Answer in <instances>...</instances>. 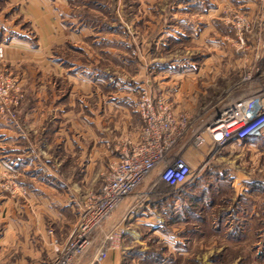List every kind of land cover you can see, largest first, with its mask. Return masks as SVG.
Segmentation results:
<instances>
[{
	"label": "rangeland",
	"instance_id": "374dc122",
	"mask_svg": "<svg viewBox=\"0 0 264 264\" xmlns=\"http://www.w3.org/2000/svg\"><path fill=\"white\" fill-rule=\"evenodd\" d=\"M33 1L47 3L55 10L64 30V41L59 48L52 47L47 57L53 60L49 65L58 62L68 67L73 62L85 66L93 61L95 68L108 72L105 76H110L112 82L117 78L124 81L127 97L136 102L142 88L152 91L159 81H169L165 91L170 86L175 90L181 87L178 102L164 100L173 112L189 118L171 155L187 152L194 178L179 189L156 182V172L142 181L123 201L132 198L127 214L118 207L111 219V225L118 222L136 229L139 237L116 238L114 245L118 247L110 249L101 263L264 264V138L230 140L218 149L207 144L200 148L190 145L193 134L202 131L226 102L264 92V0H0V38L25 39L32 51L38 48L39 34V17L29 9ZM74 36L83 42L75 43ZM176 37L179 39L175 41ZM159 38L162 39L155 47ZM161 40L167 44L163 46ZM86 43L95 49L93 59L78 49L80 45L86 48ZM104 49L109 54L103 53ZM171 54L182 62L175 74L152 68L157 64L154 59L166 64L174 59ZM32 57H19L11 65L5 61L0 45V85L8 89L7 95L0 96V121L17 129H23V115L36 98L28 97V82L24 85L22 81L23 70L33 72L38 67L37 58ZM190 66L201 67L202 73L186 74L184 68ZM31 78L37 81L38 74H31ZM109 87L108 91L116 94L113 83ZM67 89L64 80V93ZM157 93L154 97L162 99ZM80 103L81 100L75 107L84 115L87 110ZM121 113L111 110L112 128L117 127L114 131L122 127L116 123ZM137 122L135 118L132 124ZM52 124L46 128L51 129ZM70 124L64 122L63 128ZM73 124L76 134L86 133L84 123ZM119 141L113 140L112 149ZM74 151L63 142L52 144L47 154L48 168L29 173L8 168L6 155L0 157V233L11 222L20 225L25 213L33 215L27 217L29 225L37 223L34 213H47L49 236L57 227L52 213H67L70 220L77 214L78 224L88 195L99 189L109 172L98 178L97 171H89L86 176L91 180L81 183L80 179L79 184H74L82 173L77 166L84 159L82 153ZM35 174L41 181L29 179ZM145 183L148 185L141 191ZM72 197L73 209L70 202L64 206ZM152 201L156 212L146 213L148 219L144 222L137 220L144 205ZM66 230L62 229V237L54 235L61 244L75 229L70 235ZM100 238L101 233L94 234L95 246L81 258L87 255L89 259V253L92 257ZM18 240L17 246L10 249L2 247L11 245H0V264L21 260L34 264L33 251L22 250V238ZM49 243L50 237V249L39 256L46 264H53L59 251Z\"/></svg>",
	"mask_w": 264,
	"mask_h": 264
},
{
	"label": "crops",
	"instance_id": "0c3cea01",
	"mask_svg": "<svg viewBox=\"0 0 264 264\" xmlns=\"http://www.w3.org/2000/svg\"><path fill=\"white\" fill-rule=\"evenodd\" d=\"M31 5L32 6L29 7V9L33 10V12L39 17V20L36 21L39 26L37 40L38 48L32 51L30 47L25 44V39H22L21 41V39L18 40L14 37L8 40L7 37L6 40L0 38V45L3 48L6 62L13 65L19 57L32 55L34 58H37L39 63L37 69L34 68L33 72L30 70L31 72L29 71L25 73L23 70L22 81L24 82V85H27L28 82L27 87L30 89V92L27 95L28 97H36L28 104V108H26L25 112L26 114L23 115V129H17L11 123L0 121V136H2L0 137V157L6 155V165L8 168L20 169L25 173L36 170L45 171L48 168L46 162L50 161L47 159V154L50 151L51 145L63 142V145L66 148L69 147L70 150H75L73 152L74 154L80 152L84 156V159L82 160L83 162L81 164L79 163L77 166V169L82 171V173L80 174L78 181L74 184H77V182L79 184L80 179L81 183L89 179L91 180L92 177L89 176L88 178L86 173H89V171L91 173L93 170L97 171L95 177L100 178L103 173L110 171L112 165L117 162L121 151L125 149L130 142H136L138 140L141 129V120L136 111V100L133 97H127L129 95L125 92L124 87H126V84H123L124 81L117 78L112 82L110 76H105L109 75L108 72L105 71V69L95 68L93 61L90 62V65L87 64L85 66H79L78 64H73V62L68 67L57 64L58 62L49 65L48 62H52L53 60L47 59V57L51 54L52 47L57 49L64 41V30L59 26V19H57L58 13L55 10L53 11L47 3L42 4L39 1H33L31 2ZM160 39L162 38L155 40V47L158 46ZM177 39H179V37H176L175 41ZM72 40L75 41V43H79V41L83 42L82 39L75 36ZM160 42L163 46L167 44L164 40H161ZM78 47L81 52L85 51L88 58H94L95 55L93 52L95 49L93 50L88 43H86V48L84 45ZM57 52L58 51L56 50L54 51L55 54ZM103 53L109 54L105 49ZM169 56L174 57V59L168 60L166 64L154 59L157 64H155V66L152 65V68H157L159 71H165L167 74H175L177 72L176 70L180 69L178 65L182 62L175 59L179 57L175 54ZM188 62L191 63V61ZM190 65L193 66L192 64ZM191 66L184 68L186 74L195 75L202 73L201 71L203 69L201 67L197 68ZM29 74L30 76L28 77ZM31 74H38V80L36 81L35 78L32 79ZM64 80L68 83V89L65 93L63 91ZM111 83H113V88L114 91H116V94H112L110 90L108 91ZM162 83L159 81L157 86L152 88L153 95L155 96L157 91V94H159L163 100L166 98L167 101L170 99L178 102L176 98H178L181 87L179 86V88L177 87L175 90L176 87L172 88V86H170V88L165 91L164 89L170 83L169 81H163ZM105 88H107V90ZM80 100L82 101L80 105H84L87 110L84 115H80L78 109L75 107L76 103ZM37 108L38 112L36 111ZM112 109L122 112L116 122L120 124V127L122 125L119 131H114L117 127L114 126V128H112L111 125ZM135 118L138 122L134 125L132 124V121H134ZM78 121L79 123L85 124H83V128L84 131L86 130V133L80 134V132H77L76 134L72 131V128L76 130L73 123H77ZM64 122H71V124L69 127L63 128ZM51 123H53L51 129H48L49 127L46 128V126ZM114 139L120 141L118 142V146L114 145L112 149L111 144ZM64 151L66 152V149H64ZM111 153H115L118 156L112 157ZM183 156L187 162H189L190 158L187 152H185ZM42 162L45 164H42ZM54 169H56V167H54ZM35 175L36 176L29 177V179L33 178L41 181L40 177H37L39 175ZM42 181H44L45 185V180ZM150 182L151 181L148 180V183ZM148 183H145L144 188H142L141 191L145 189ZM43 192L45 193V190ZM73 198L74 197L69 198L70 201L65 203L64 206H69L68 204L70 202L71 209H73L72 202H75ZM131 202L132 198L123 202V206H119L121 207L120 212L122 214H127L125 212ZM144 208L145 209L143 210L141 209L139 217H137V220H140V222H144V220L148 219V217L145 216L146 213L156 212L157 206L152 201L151 204H145ZM34 214H36L34 216L37 218V223L35 222L34 225L26 224L27 217L30 218L33 216H31V213H25L26 218L20 219V225L16 226L15 222L9 223L5 230L0 233V245H11L10 247H2L10 249L11 247L17 246L15 244L20 241L18 238H22L21 248L24 251L26 249L28 252L33 251V257L36 258L34 264H46L47 261L42 260V257L39 255L42 252L46 253L47 249H50L48 246V239L50 236L48 235L47 230V213ZM52 214L57 226L53 229V236L56 235L62 237L63 235L61 232L64 227L67 228L66 231H68V235H70L76 227L78 215H72L70 220L67 219V213ZM13 217L15 216L13 215ZM139 234L140 233H138L136 229H129V227L124 226L122 240H125L130 236L139 237ZM94 246L95 245L93 244V247ZM117 247L118 245H114L113 242L108 251ZM87 258L88 256L84 255L77 264H87L91 258V253H89V259ZM4 261L7 262V259ZM2 263L4 264V262ZM6 264L29 263H25V260H21L18 263L7 262ZM101 264L107 263L103 262Z\"/></svg>",
	"mask_w": 264,
	"mask_h": 264
},
{
	"label": "built area",
	"instance_id": "2783aa9c",
	"mask_svg": "<svg viewBox=\"0 0 264 264\" xmlns=\"http://www.w3.org/2000/svg\"><path fill=\"white\" fill-rule=\"evenodd\" d=\"M7 92L0 85V96ZM136 111L141 120L138 140L121 151L99 189L88 195L85 213L73 233L61 244L50 232V244L59 251L53 264H76L93 245L95 233H101L102 238L88 264H101L110 245L124 234L122 224L111 225L114 212L153 172L157 173L156 182L173 189L193 180V169L183 154L171 155L188 126V116L173 112L170 103L154 97L149 88L140 90ZM261 138H264V92L226 102L202 131L193 134L190 145L200 148L207 144L218 149L230 140ZM108 225L111 229L106 232Z\"/></svg>",
	"mask_w": 264,
	"mask_h": 264
}]
</instances>
